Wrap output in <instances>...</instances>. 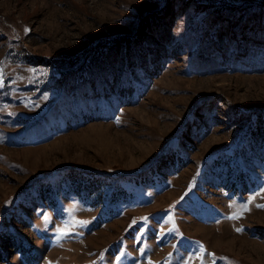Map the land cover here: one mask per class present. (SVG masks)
Returning a JSON list of instances; mask_svg holds the SVG:
<instances>
[{
	"label": "rangeland",
	"instance_id": "374dc122",
	"mask_svg": "<svg viewBox=\"0 0 264 264\" xmlns=\"http://www.w3.org/2000/svg\"><path fill=\"white\" fill-rule=\"evenodd\" d=\"M0 80V264H264V0H0Z\"/></svg>",
	"mask_w": 264,
	"mask_h": 264
},
{
	"label": "snow or ice",
	"instance_id": "6c2138e0",
	"mask_svg": "<svg viewBox=\"0 0 264 264\" xmlns=\"http://www.w3.org/2000/svg\"><path fill=\"white\" fill-rule=\"evenodd\" d=\"M25 31L27 32L28 30L26 29ZM2 86H3V82H2V80H0V87H2ZM261 191H264V189H261ZM248 203H251V199L248 201ZM229 207H232V205H229ZM257 207H264V205H257ZM247 210H248L247 204L241 205V214L243 211H247ZM238 218H239V214H236V213H233L232 215H230L228 217V219H238ZM44 219H45V221H47L50 219V217H48L47 214H44ZM142 219L144 221L148 220L147 217H143ZM171 220H172V217H171V215H169L168 221L170 222ZM133 223H135V221H133ZM86 224H87L86 221H75L74 219L68 221L63 227L56 229L57 240H60V239H63L65 237L69 236L71 234V228L72 227H75V226L83 227ZM236 231L239 232V231H241V229L237 228ZM203 255H204L203 249H201L200 253H199V259H201V261L203 260ZM121 256H123V252H121ZM121 256H117L116 259L119 260L121 258ZM185 264H187V262H185Z\"/></svg>",
	"mask_w": 264,
	"mask_h": 264
},
{
	"label": "bare ground",
	"instance_id": "6f19581e",
	"mask_svg": "<svg viewBox=\"0 0 264 264\" xmlns=\"http://www.w3.org/2000/svg\"><path fill=\"white\" fill-rule=\"evenodd\" d=\"M198 227H200V226H198ZM199 230H201V228H199ZM205 230H207V229L203 228V229L201 230L200 233H201V234H206V233H205ZM222 231H223V230H222ZM222 231H221V232H222ZM226 233H227V232H226ZM232 233H233V232H232ZM212 234H213V232H211V233L209 232V238H210V236H212ZM233 235H234V233H233ZM225 236H226V235H225V233L223 232L222 235H220V236H218V237L216 236L215 239H217V241H222V240L224 239ZM212 239H213V238H212ZM214 241H215V240H214ZM231 241H232V240H231Z\"/></svg>",
	"mask_w": 264,
	"mask_h": 264
},
{
	"label": "trees",
	"instance_id": "16d2710c",
	"mask_svg": "<svg viewBox=\"0 0 264 264\" xmlns=\"http://www.w3.org/2000/svg\"><path fill=\"white\" fill-rule=\"evenodd\" d=\"M254 2H255V1H252V2H250V3H249V2H248V3H243V4H244V5H246V4L252 5V4L257 3V2H255V3H254ZM260 6H261L260 4H255V5L252 6V7H253V8L256 7L255 9H257V8L260 7ZM250 9H252V8H250Z\"/></svg>",
	"mask_w": 264,
	"mask_h": 264
}]
</instances>
